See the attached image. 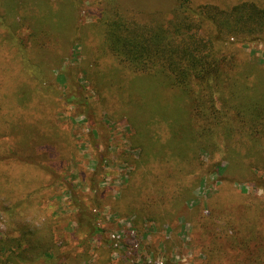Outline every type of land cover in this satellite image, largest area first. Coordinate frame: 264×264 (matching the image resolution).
<instances>
[{"label":"trees","instance_id":"16d2710c","mask_svg":"<svg viewBox=\"0 0 264 264\" xmlns=\"http://www.w3.org/2000/svg\"><path fill=\"white\" fill-rule=\"evenodd\" d=\"M98 1L102 15L85 24L83 0H0V36L15 47L20 64L17 71L0 69V166L6 168L0 169V186L3 178L8 183L0 191L12 202H6L10 224L0 233V264L110 261L90 253L99 228L79 191L68 187L77 228L67 231L56 209L43 211L51 185L31 173L35 167L60 177L43 161L45 155L63 154V161L72 147L52 118L54 99H75L59 91L54 73L70 49L61 48L67 37L72 47L80 44L89 80V70L97 68L102 83L93 79V84L108 112L107 123L123 119L128 127L130 150L121 156L132 168L115 198L116 213L135 215L136 225L144 219L173 221L188 210L198 214V204L187 205L191 189L185 181L200 186L214 173L264 190V59L243 50L264 42V0H172L162 9L141 8L137 0ZM89 28L99 34L95 41L88 38ZM106 59L112 61L107 63L111 70L103 79L100 65ZM96 159L90 176L95 195L87 196L90 206L100 207L104 200L94 185L97 176L107 173V149ZM17 166L27 167L18 178L9 175ZM15 181L25 190L20 201L13 198ZM22 200L44 212V218L22 214ZM239 206L227 201L215 208L234 234L224 228L226 237L219 236L212 223L215 237L202 246L203 263L264 264V223H253ZM78 245L86 248L74 253Z\"/></svg>","mask_w":264,"mask_h":264},{"label":"rangeland","instance_id":"374dc122","mask_svg":"<svg viewBox=\"0 0 264 264\" xmlns=\"http://www.w3.org/2000/svg\"><path fill=\"white\" fill-rule=\"evenodd\" d=\"M170 1L172 0H137V3L141 8L149 5L162 9L165 4H171ZM228 1L233 3L237 0ZM83 3L84 5H81L80 8V16L85 24L95 21L102 15L101 4L98 0H83ZM87 34L91 41L99 36L97 32H93L90 28L87 30ZM69 42V37H67L61 43V48L63 47L66 51L68 47L70 49L67 52L65 51L68 54L62 62L56 64L58 66L54 73H56V76L58 75L57 87L59 91L71 93L75 99L74 101H68V98L65 99V97L54 99L57 104L52 103L54 106L52 118L68 134L72 141V147L63 161L60 157L63 154H49L52 158H49L48 154L45 155L43 161L47 165H51L60 177L48 175L42 169L31 167L32 175H37V178L41 176L44 183L47 184L48 182L51 185L50 189L45 192L47 194L42 205L44 212L56 209L57 213L65 220L63 223L67 231L77 228L74 207L69 205V203H74L72 190L69 191L70 186L79 191V196L82 197L84 204L91 208L94 213V226L99 228L98 234H95L97 238L91 240L90 253L94 258L101 257L103 260L109 258L108 264H207L203 263L206 258L202 246L204 248V243L208 245L215 237L214 232L216 231L210 227L212 223L218 225L216 233L219 236L226 237L224 228L227 229L229 234H234V230H231L224 223V217L215 209L222 202L230 201L237 205L243 204V207L239 206V208L243 210L248 219L256 224L264 223V190L255 188L246 180L232 181L231 174H223V176L221 173L209 174L200 186H194L190 180L185 181V185L191 189V198L187 201V205L192 208L193 203L198 204V214H191L188 210V212H184L182 216L175 218L173 221L167 219L166 222L161 224L144 219L142 224L138 223L136 225L134 222L135 215L120 216L116 213L113 208L115 198L121 196L128 173L132 168L127 162L123 161L121 156L123 151L130 150L128 127L123 119H118L114 124L107 123L108 112L100 103L95 89L96 85L93 84L94 81L98 83V80L102 83L100 75L95 74L97 68L95 66L91 67L89 72L93 75L94 81L93 79L89 80L84 74L83 69L86 68V60L85 55L81 54L80 44L72 47ZM243 48L247 54L264 59V42L255 41ZM50 55V53L46 55L49 61L53 59L50 58ZM108 62L112 63L111 60L106 59L100 65L105 72L103 79L105 74L110 73L111 70V66L107 65ZM4 66L11 69V71H17L20 64L15 47L2 40V36H0V69ZM89 72L88 75L91 76ZM7 81L11 83L12 79L9 77ZM97 87L99 86L97 85ZM108 92L106 93L109 96ZM95 140L99 141L101 147L96 146ZM106 143L109 145L107 148ZM42 149L46 153L51 151L47 146H42ZM105 149L108 151L109 160L105 166L107 173L103 174L104 176H97L94 185L97 194L99 193L104 202L100 207L90 206V196L95 195L91 189L90 176L95 170L96 158ZM221 156L222 152L218 154L217 158H221ZM203 158L204 161L209 162L208 154H204ZM26 168L17 166L13 170L9 169V175H16L18 178V174ZM0 169L3 171L6 168L0 166ZM29 174L26 175L30 177L31 174L30 176ZM1 181H3V185L0 186L2 189L8 183L4 178ZM14 184L16 185V181ZM18 186L14 187L15 194L13 198L16 201H20L25 193L22 184L18 183ZM3 192L2 194V191H0V233L2 234L10 224V217L6 211L7 203L12 204L7 198H3L6 191L3 190ZM87 194L90 196L88 197ZM20 205L22 214L29 215L30 219L44 218L45 213L38 212L29 201L22 200ZM196 208L197 206L194 209ZM35 214H37L36 217ZM233 217L239 221L240 215L236 212ZM199 221V225L202 222L201 227H197ZM203 229L204 238L200 236V231ZM73 243H79V239H75ZM85 248L84 245H78L74 253ZM224 262H227V260L224 259ZM89 263L91 262L82 261L80 264Z\"/></svg>","mask_w":264,"mask_h":264}]
</instances>
